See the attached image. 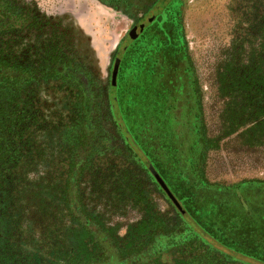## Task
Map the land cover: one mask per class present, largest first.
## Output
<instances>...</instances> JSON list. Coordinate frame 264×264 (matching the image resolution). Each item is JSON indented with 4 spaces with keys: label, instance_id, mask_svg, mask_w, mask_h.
<instances>
[{
    "label": "rangeland",
    "instance_id": "1",
    "mask_svg": "<svg viewBox=\"0 0 264 264\" xmlns=\"http://www.w3.org/2000/svg\"><path fill=\"white\" fill-rule=\"evenodd\" d=\"M20 1L51 12L66 6L72 7L73 2L76 9L79 8V1L87 4V9L81 11L90 16L92 24L98 29L97 39L101 46L99 54L106 60L105 65L110 64L118 40L131 25V19L125 14L94 0ZM1 15L3 12L0 11ZM5 18L6 15L0 20V27ZM183 25L184 43L202 90L208 134L219 140V146L207 154V181L230 186L247 180L263 182L264 124L257 130L246 132L254 125L253 122L243 125L232 123V118L240 115L232 110L248 108L250 111V106L242 104L246 91H236L238 94L233 96L223 95L219 78L226 63L232 62L234 58L237 64L242 65H249L254 60L260 62L264 58V0H184ZM175 43L173 41L171 44L174 46L169 45L168 50L172 53L177 50ZM26 74L23 82L30 77ZM122 75L123 72L121 78ZM32 78V91L29 95L33 93V96L29 97V101L33 104L37 119L30 126L29 135L33 140L34 155L16 168L20 175L14 199V216L11 218L14 221L12 227H18L19 230L10 243L28 258L35 261L39 257L43 262L71 247V238L80 228L72 219L63 192L68 156L72 154L76 160L84 152L88 156L94 150L100 152L97 157L94 156V169L87 168L81 173L79 187L83 192L82 199L85 208L97 214L98 219L112 229L117 238L124 239L130 227L143 219L146 209H152L163 216L169 225L175 223L178 216L175 204L149 171L147 158L123 134L117 123L116 109H96L88 115V122L80 121L74 126L71 120L75 119V115H71L73 112L66 107L65 96L54 90L51 81L40 80L36 75ZM19 89L21 87L16 85L12 93L15 99L9 104V115L5 117L6 125L12 131L18 125L20 131L23 128L24 113L23 109L20 110ZM248 110L241 112L242 117L248 115ZM87 125L93 126L92 132L87 130ZM108 133L119 140H125L128 152L125 153L119 147L109 151L107 138H101V135L106 137ZM82 135H87L86 139H80L81 144L74 146L71 141L74 142L75 137L72 136ZM249 193L247 197L252 201L247 203L244 192L240 194L241 200L234 192L227 193L226 198L217 189L205 187L199 190L193 209L190 202L174 195L197 222L213 236L221 238L222 228L219 229V223L222 220L246 218L243 201L248 210H256L257 220L261 219L262 192L252 190ZM223 197L226 198L224 207L220 204ZM222 233L225 236L239 235L237 231L231 230ZM185 244L164 253L161 264H178L208 250V246L198 237H193Z\"/></svg>",
    "mask_w": 264,
    "mask_h": 264
},
{
    "label": "trees",
    "instance_id": "2",
    "mask_svg": "<svg viewBox=\"0 0 264 264\" xmlns=\"http://www.w3.org/2000/svg\"><path fill=\"white\" fill-rule=\"evenodd\" d=\"M10 10L6 2L0 1L3 12L0 20ZM5 49L0 42V264H161L164 253L186 245L193 237L204 242L208 250L178 264H264V191L261 193L262 217L257 220L256 210H248L246 206V202L252 201L247 197L250 193L243 189L238 196L242 200L240 194L244 192L247 198L243 201L246 218L222 220L218 227L223 232L237 231L239 235L225 236L221 231V238L213 236L182 205L177 221L171 225L163 216L146 209L143 219L130 227L124 239L117 238L97 216L83 222L78 220L81 226L71 238V247L45 262L39 257L34 261L17 250L10 243L19 230L12 227L11 218L19 185L20 174L16 168L34 155L29 134L37 115L29 101L33 93L29 95V92L35 74L16 58L6 55ZM128 52L118 79L119 92L113 98L117 123L128 141L147 158L150 167L159 171L171 191L190 202L193 209L200 189L214 188L226 197L236 186L241 188L254 182L247 180L227 187L208 182L205 177L207 154L219 146V140L208 134L202 90L186 44L173 53L159 55L146 49L132 48ZM25 74L30 77L23 82ZM219 81L223 95L246 91L242 104L250 106V111L248 108L232 110L241 115L232 118V123L253 122L246 132L264 124V58L249 65L237 64L234 58L226 63ZM16 85L21 87L19 105L24 113L21 131L19 125L15 131L8 129L5 122L8 106L15 99L12 93ZM245 110L249 111L248 115L242 117L241 112ZM224 197L220 203L223 207L227 198Z\"/></svg>",
    "mask_w": 264,
    "mask_h": 264
},
{
    "label": "flooded vegetation",
    "instance_id": "3",
    "mask_svg": "<svg viewBox=\"0 0 264 264\" xmlns=\"http://www.w3.org/2000/svg\"><path fill=\"white\" fill-rule=\"evenodd\" d=\"M94 1L131 19V25L118 40L108 65H105L106 60L99 54L101 46L97 39L98 29L94 27L87 13L71 6L51 12L35 4H24L20 0L4 1L11 8L7 19L0 27V42L6 48V55L31 68L40 80L52 82L54 90L65 96V105L73 112L71 115H75V119L71 120L74 126L80 121L88 122V115L96 109L102 111L104 108L107 111L116 109L113 98L123 59L129 50L141 48L159 55L171 51L168 49L169 45L174 46L171 44L173 41H176L177 49L184 45V0ZM118 58L120 66L114 84L112 73ZM68 118L71 119V116ZM92 127L87 125V130L92 132ZM86 136H72L75 138L74 142H71L74 146L77 143L81 144L79 139L85 140ZM101 138H107L106 141L110 144L109 151H114L118 147L125 153L129 150L125 140H119L111 133L106 137L101 135ZM99 153L94 150L87 156L84 152V155L76 160L72 154L68 156L67 178L63 192L67 194L72 219L79 227L81 226L79 221L83 222L97 215L85 208L79 184L81 173L96 165L94 156L97 157ZM241 189L247 192L257 190L260 193L264 191V184L246 183L241 188L236 186L231 193L237 195ZM175 207L180 210L176 205Z\"/></svg>",
    "mask_w": 264,
    "mask_h": 264
},
{
    "label": "water",
    "instance_id": "4",
    "mask_svg": "<svg viewBox=\"0 0 264 264\" xmlns=\"http://www.w3.org/2000/svg\"><path fill=\"white\" fill-rule=\"evenodd\" d=\"M119 66H120V59L118 58L114 64V68H113V73H112V82L115 84L116 83V79H117V75H118V71H119ZM153 176L156 178L157 182L160 184V186L162 187V189L166 192V194L168 195V197L172 200V202L179 208L182 209V205L180 204L178 198L174 195V193L171 191V189L169 188L167 182L164 180V178L160 175V173L154 169L153 167L150 168Z\"/></svg>",
    "mask_w": 264,
    "mask_h": 264
},
{
    "label": "bare ground",
    "instance_id": "5",
    "mask_svg": "<svg viewBox=\"0 0 264 264\" xmlns=\"http://www.w3.org/2000/svg\"><path fill=\"white\" fill-rule=\"evenodd\" d=\"M86 5H87V4H86ZM86 5H85V3H83V1H79V2H78V7H79L78 9H79V10H83V8H85V10H86V9H87V7H85ZM72 7H73V8H77L76 5H75V2L72 3ZM89 9H90V8H89ZM97 12H98V11H97Z\"/></svg>",
    "mask_w": 264,
    "mask_h": 264
}]
</instances>
